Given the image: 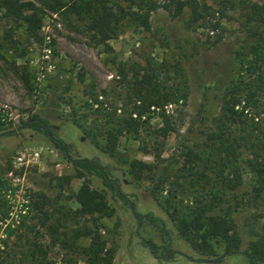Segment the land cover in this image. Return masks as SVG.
Masks as SVG:
<instances>
[{"label":"rangeland","instance_id":"374dc122","mask_svg":"<svg viewBox=\"0 0 264 264\" xmlns=\"http://www.w3.org/2000/svg\"><path fill=\"white\" fill-rule=\"evenodd\" d=\"M197 1L208 8L205 19L192 21L188 9L177 18L159 9L150 14L148 29L124 25L120 36L108 42L107 50L94 46L71 18L52 14L37 2L33 4L34 12L42 20L38 33L42 42L28 33L26 24L13 23L0 13V114L7 128L0 133L16 129L0 138V176L10 182L19 179L30 202L32 194H43L48 200L45 211L50 218L45 221L44 216L38 215L33 219L36 213L32 211L24 220L27 227L20 224L16 234L5 239L6 216L1 215L0 207V243L8 244L5 250L16 245L27 251L36 242L47 250L46 258L52 264H86L81 250L89 240L74 241L71 237L75 228L90 226L88 218L76 219L71 213L78 207L74 195L84 179L75 177L70 159L81 158L107 167L136 210L143 215L153 213L170 231L175 257L170 261L156 259L142 240L152 239L162 246L157 225L152 221L137 222L128 204L105 191L99 179L87 177L91 188L105 192L113 209L112 217L99 220L100 234L107 248L114 251L113 264H249L245 254L252 252L250 244L261 242L264 247V203H247L252 197V175L247 168L236 191L237 198L243 199L240 209L235 211L231 197L230 203L220 206L223 213H228L231 230L238 240L236 253H224V244H219L215 245L214 255H201L178 235L165 210L168 190L173 188L175 178L182 175L181 168L190 167L185 153L198 151L203 145L204 133L218 112L217 96L239 77L246 76L244 61L246 47L254 40L252 34L256 31L264 37V0ZM218 38L221 42L209 49ZM147 61L159 65L160 77L186 96V104L154 109L142 128L118 136L116 150L111 154L103 148L109 142L106 130L116 125L112 120L127 116L131 108L127 85L117 69L125 65L130 78ZM89 91L98 94L101 101L92 109L84 107ZM205 97L206 119L200 120L198 111ZM163 111L176 129L166 140L158 134ZM35 114L47 121L68 153L54 148L43 132L28 127L29 118ZM106 114L113 115L112 120ZM24 148L40 151L39 162L26 170H16L9 177L13 158ZM132 161L155 165V176H163V183L154 193V182H137L129 174ZM190 200L186 194L183 205ZM2 201L8 207L3 196ZM42 221L45 226H40ZM58 224L59 242L65 234L70 247L53 243L56 236L47 227ZM32 225L35 229L29 231Z\"/></svg>","mask_w":264,"mask_h":264},{"label":"trees","instance_id":"16d2710c","mask_svg":"<svg viewBox=\"0 0 264 264\" xmlns=\"http://www.w3.org/2000/svg\"><path fill=\"white\" fill-rule=\"evenodd\" d=\"M33 2H37L42 9L52 14L71 18L94 46H103L105 50L109 48V41L120 36L126 24L148 29L150 14L159 9L166 10L172 18L180 17L184 10L188 9L192 21L205 19L204 13L208 9L197 0H0L2 16L13 23L26 24L28 33L40 42L42 38H38V33L42 20L38 13L34 12L36 8ZM260 35L254 31L251 36L254 40L246 47L247 57L244 61L246 76L239 77L217 96L218 112L212 117L210 128L204 133L203 145L198 151L188 150L185 153V161L190 167L181 168L182 175L175 178L173 188L168 190L169 196L164 201L165 210L174 221L178 235L203 256L214 255L215 245L219 244H224L226 254L236 253L238 250V240L231 230L228 213H223L220 206L230 203L231 197L235 203V211L240 209L243 199L237 198L236 191L243 183L245 168L252 175V197L246 202L264 203V37ZM220 42L219 38L214 40L209 49ZM124 69L125 65H120L117 74L127 85V97L131 108L127 116L117 117L116 120L111 119L113 115L106 114L109 120L116 122L115 126L106 130L109 142L103 147L111 154L116 150L118 136L142 128L151 119L154 109L166 105H185L187 101L179 89L163 81L159 65L147 61L146 66L138 67V70L134 71L135 75L132 74L130 78ZM86 96L85 108L92 109L94 105L101 104L98 94L89 91L86 92ZM206 105L205 97L198 111L200 120L206 119ZM3 118L4 116L0 114V132L7 129ZM160 119L162 126L158 129V134L166 140L176 129L170 121V116L164 111ZM27 125L33 131L43 132L54 148L68 153L65 143L54 136L47 121L38 114L31 116ZM113 128L118 130L115 132ZM70 161L75 177L84 179V183L74 195L78 207L71 213L76 219L88 218L90 226L84 224L82 228H75L71 237L74 241L82 238L89 240L88 246L81 250L86 258V264H113L114 259L113 249L107 248L99 231V220L112 217L113 209L107 203L105 192L91 188L87 177L99 179L105 191L128 204L137 222H154L163 245H157L152 239L142 240V244L156 259L163 261L174 259L170 231L164 221L153 213L147 215L139 213L135 204L128 201L107 167L91 159ZM129 174L137 182L142 180L154 182L152 193L164 181L162 175L155 176V165L140 161L130 162ZM6 186L7 180L0 176L2 204L0 207L3 216L7 213V207L2 201V192ZM186 194L190 195L191 203L183 205V197ZM31 200L28 214L35 211L33 219L41 215L45 221H49L50 218L45 211L48 206L47 198L43 194L35 193L31 195ZM28 214L21 219L20 224L23 228L27 227L24 220ZM45 221H42L40 226H45ZM58 227L59 224L47 227L56 236L53 243L61 242L63 247H70L67 245L68 238H65V234L64 240L59 242ZM17 228L9 227L4 232L5 239L16 234ZM34 229L35 226L32 225L29 231ZM164 243H167V246ZM250 245L252 252L245 254L248 263L262 264L263 243L252 242ZM7 247L5 241L0 243V264H52L46 258L47 250L36 242L27 251L16 245L5 250ZM3 253L5 256H2Z\"/></svg>","mask_w":264,"mask_h":264},{"label":"built area","instance_id":"2783aa9c","mask_svg":"<svg viewBox=\"0 0 264 264\" xmlns=\"http://www.w3.org/2000/svg\"><path fill=\"white\" fill-rule=\"evenodd\" d=\"M40 151L36 149H26L19 151L12 160V168L8 176L16 170H24L34 167L40 160ZM16 183V184H15ZM2 196L8 204L4 228L12 229L20 225L23 216L27 215L30 208V199L20 180L15 178L12 182L7 181V186L2 192Z\"/></svg>","mask_w":264,"mask_h":264},{"label":"water","instance_id":"95a60500","mask_svg":"<svg viewBox=\"0 0 264 264\" xmlns=\"http://www.w3.org/2000/svg\"><path fill=\"white\" fill-rule=\"evenodd\" d=\"M16 131V129H12V130H9V131H6V132H3V133H0V138L1 137H5V136H8L12 133H14ZM202 262H206V263H211L209 261H204V260H201Z\"/></svg>","mask_w":264,"mask_h":264}]
</instances>
